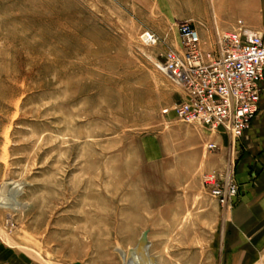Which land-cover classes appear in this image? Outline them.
Listing matches in <instances>:
<instances>
[{
  "label": "rangeland",
  "instance_id": "obj_1",
  "mask_svg": "<svg viewBox=\"0 0 264 264\" xmlns=\"http://www.w3.org/2000/svg\"><path fill=\"white\" fill-rule=\"evenodd\" d=\"M183 22L203 0H0V264H214L203 127L157 68Z\"/></svg>",
  "mask_w": 264,
  "mask_h": 264
},
{
  "label": "built area",
  "instance_id": "obj_2",
  "mask_svg": "<svg viewBox=\"0 0 264 264\" xmlns=\"http://www.w3.org/2000/svg\"><path fill=\"white\" fill-rule=\"evenodd\" d=\"M178 33L183 54L169 50L157 64L186 94V99L173 107L175 117L187 125L222 129L237 141L258 113L264 40L239 27L221 37L215 54L203 53L199 33L189 23L179 24ZM141 40L149 46L157 43V37L148 31L142 33ZM206 149L214 152L217 148L208 144ZM231 178L225 171L203 177V187L224 209L238 191Z\"/></svg>",
  "mask_w": 264,
  "mask_h": 264
},
{
  "label": "crops",
  "instance_id": "obj_3",
  "mask_svg": "<svg viewBox=\"0 0 264 264\" xmlns=\"http://www.w3.org/2000/svg\"><path fill=\"white\" fill-rule=\"evenodd\" d=\"M239 27L264 40V0H203V53L216 54L221 37ZM201 171L230 173L238 189L203 253L214 264H264V79L258 113L237 141L203 127Z\"/></svg>",
  "mask_w": 264,
  "mask_h": 264
},
{
  "label": "bare ground",
  "instance_id": "obj_4",
  "mask_svg": "<svg viewBox=\"0 0 264 264\" xmlns=\"http://www.w3.org/2000/svg\"><path fill=\"white\" fill-rule=\"evenodd\" d=\"M42 1V0H41ZM46 8V7H45ZM19 62H20V60H19ZM233 139V138H232ZM234 141H235V139H233ZM14 186V185H13ZM12 189V188H11ZM14 189V188H13ZM12 189V190H13ZM19 192V191H18ZM18 193H17V191H14V193H13V195H12V204H8V206L10 205V206H12V207H18L19 205L18 204H15V205H13L14 203H16V201L14 200V198H15V196L17 195ZM8 201V200H7ZM10 202V201H9ZM4 207V206H3ZM8 208H10V207H8ZM126 259V258H125ZM130 264V263H129Z\"/></svg>",
  "mask_w": 264,
  "mask_h": 264
}]
</instances>
